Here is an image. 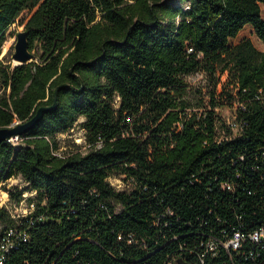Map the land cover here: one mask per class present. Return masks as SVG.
<instances>
[{
    "label": "trees",
    "instance_id": "trees-1",
    "mask_svg": "<svg viewBox=\"0 0 264 264\" xmlns=\"http://www.w3.org/2000/svg\"><path fill=\"white\" fill-rule=\"evenodd\" d=\"M176 1L0 0V55L24 11L42 53L0 60V128L46 109L0 144V185L19 177L27 210L0 207L6 264H264V51L231 42L249 25L264 43V0ZM198 72L209 106L186 98ZM77 124L92 149L57 155Z\"/></svg>",
    "mask_w": 264,
    "mask_h": 264
},
{
    "label": "rangeland",
    "instance_id": "rangeland-1",
    "mask_svg": "<svg viewBox=\"0 0 264 264\" xmlns=\"http://www.w3.org/2000/svg\"><path fill=\"white\" fill-rule=\"evenodd\" d=\"M176 1V0H175ZM177 2V1H176ZM262 15L264 17V9H262ZM30 17L29 11H24L22 15L13 23L6 31V40L2 46V52L0 55V60L8 63L7 60H11V55L14 53V45L17 39V33L23 32L25 24ZM241 39H248L254 45V47L260 51H264V43H262L253 33L251 26L246 25L236 36L232 39V43H237ZM4 50V51H3ZM32 60L35 62L41 61V51L39 48H35L32 52ZM4 54V57H1ZM5 59H7L5 61ZM13 65V62H10ZM219 73H216V77ZM226 79V73L221 76V80ZM186 81V98L192 100V102L204 101V104L209 106L210 103V93L213 89L214 79H210L208 75L198 72L193 73L185 77ZM221 84H218L216 91L220 92ZM231 91V88L227 89ZM209 109V107H208ZM215 112L228 124H233L234 122V108L228 106H222L215 109ZM82 118L78 120L77 123L82 122ZM16 125V121L13 123ZM58 142L59 150L57 155L67 156L71 153H79L81 155L86 154L92 146L88 143L86 139V132L77 124L73 129L66 133L58 134L56 136ZM99 146V145H98ZM109 181L112 186L117 189H123L126 187L124 181L120 177H110ZM15 184L22 185L21 179L19 177H13L0 185V207L10 208L12 213L20 214L23 213L25 209V203L21 202L18 206L13 205L12 198L10 197V191Z\"/></svg>",
    "mask_w": 264,
    "mask_h": 264
},
{
    "label": "water",
    "instance_id": "water-1",
    "mask_svg": "<svg viewBox=\"0 0 264 264\" xmlns=\"http://www.w3.org/2000/svg\"><path fill=\"white\" fill-rule=\"evenodd\" d=\"M27 35L26 32L17 33V39L14 45V53L11 55L10 62H13V66L26 64L32 61V54L27 49ZM1 57H4L2 54ZM45 108H39L36 114L24 123L16 122V125H10L8 127L0 128V144L3 141L8 140L10 137L17 136L26 130L32 128L34 124L40 119L42 113L45 111ZM173 264H190L183 260L182 258L176 259Z\"/></svg>",
    "mask_w": 264,
    "mask_h": 264
},
{
    "label": "built area",
    "instance_id": "built-area-1",
    "mask_svg": "<svg viewBox=\"0 0 264 264\" xmlns=\"http://www.w3.org/2000/svg\"><path fill=\"white\" fill-rule=\"evenodd\" d=\"M9 140L16 141L17 137L13 136V137L9 138ZM26 211L27 210H25L23 213H26ZM10 236H12V232L11 231H9L5 236H3L0 239V264H6L7 254H8V251H9L10 247L12 246V241L10 240ZM259 237H260V232H253L250 235V238L252 240H254V241H258ZM243 238H244L243 234L236 232L223 245H224L225 248L236 249L239 246L240 241ZM214 248H215L214 242H210L209 243V250H214Z\"/></svg>",
    "mask_w": 264,
    "mask_h": 264
},
{
    "label": "bare ground",
    "instance_id": "bare-ground-1",
    "mask_svg": "<svg viewBox=\"0 0 264 264\" xmlns=\"http://www.w3.org/2000/svg\"><path fill=\"white\" fill-rule=\"evenodd\" d=\"M4 51V50H3Z\"/></svg>",
    "mask_w": 264,
    "mask_h": 264
}]
</instances>
